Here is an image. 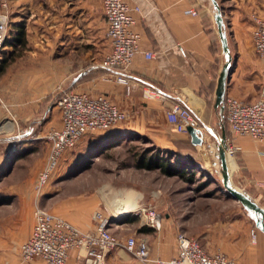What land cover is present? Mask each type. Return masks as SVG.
<instances>
[{"label": "crops", "instance_id": "1", "mask_svg": "<svg viewBox=\"0 0 264 264\" xmlns=\"http://www.w3.org/2000/svg\"><path fill=\"white\" fill-rule=\"evenodd\" d=\"M25 1L19 0V3ZM124 1L130 7L140 8L132 12L133 27L141 36V51L124 72L129 88L116 81L113 72L98 66L109 51L101 0H29L27 10L20 14L28 20L25 22L27 42L24 50L27 58L19 60L18 68L4 75V97L8 105L17 107L15 114L19 117V122L7 127L17 132L8 141L20 137L23 140L24 136L35 132L36 125L28 124V119L43 114L44 105L48 107L56 87L63 85L89 94H105L127 114L125 120L106 130L83 135L73 148L63 153L68 152V162L74 163L92 149L132 133L145 134L160 147H174L176 141H186L189 148L199 149V145L191 142L188 132L172 130L167 121L166 110L178 102L192 111L199 136L204 132L209 136V132L215 138L213 145L210 144L213 152L209 154L210 159H217L222 133L225 146L230 143L237 146L231 157L234 166L229 171L230 179L264 208V186L259 184L264 182V137L257 140L248 135H233L225 123H220L214 107L217 80L226 54L210 1ZM236 1L235 7L222 10L231 57L225 95L253 101L258 96L261 63L253 49L251 10L264 11V0ZM188 9L196 13L191 14ZM48 29L51 41L43 42V32ZM14 46L5 44L1 53H7L10 51L7 47ZM144 51L152 52L153 56L146 58ZM146 87L161 95L144 97L142 91ZM57 126H61V119ZM40 137L41 134H35L31 139ZM202 138L200 149L205 145V138ZM25 144L21 143L19 149ZM202 160L205 161L203 157ZM30 180L27 177L16 179L0 191V264H44L40 258L24 261L20 255V244L30 236L34 222L35 200ZM100 201L99 197H91L84 203L73 204L78 213H69V204L62 200L50 203L49 209L82 230H92L93 211ZM235 201L234 209L225 214L195 216L193 237L208 252L224 253L240 264H264V231L256 226L254 216ZM254 227L252 238L250 230ZM146 229L144 237L149 243L152 260L142 262L118 247L106 252V264H165L153 259L168 260L176 255V231L167 219L159 231L148 226ZM81 254L78 250L70 251L66 264H79Z\"/></svg>", "mask_w": 264, "mask_h": 264}, {"label": "rangeland", "instance_id": "2", "mask_svg": "<svg viewBox=\"0 0 264 264\" xmlns=\"http://www.w3.org/2000/svg\"><path fill=\"white\" fill-rule=\"evenodd\" d=\"M217 2L221 11L235 7L237 4L236 0H217ZM27 6H29V0L23 4L19 3V0H0V18L2 16L7 18L8 38L14 36L15 29L19 25L26 28L25 22L28 20L25 17L22 18L20 14L22 10H27ZM254 12L264 13L260 10H251V15ZM253 25L252 20V29ZM43 33L42 41L50 42V30ZM37 37L39 39L40 35ZM5 44L9 46L11 42ZM2 48L0 49V191L16 179L27 177L31 179L35 203L50 210V203L62 200L69 204L70 207L67 209L69 213H78L73 204L84 203L91 197H99L101 201L95 205L93 212L100 211L107 216L109 230L120 238L128 235L145 238V231L142 228L147 225L135 211L121 214L118 211L119 208H116L118 203L133 202L139 208L152 206L162 214L163 221L167 219L170 222L176 234L183 232L190 236H193L195 229V216L225 214L234 209L233 204L236 201L223 187L218 157L210 159L209 156V154L213 155L210 151V144L213 145L215 142V138L209 132V136H206L205 132L201 133L206 145L203 149H200L203 143L199 145V149L195 147L191 149L186 141H176L174 147H160L151 137L132 133L127 136L130 139L117 142L119 138L110 141L106 145L114 144L106 148L98 146L83 157L81 156L80 159L78 157L74 163L68 162V152H66L49 176L45 187L43 186L36 194L34 183L49 153V144H46L44 135L50 128L58 127L57 122L60 121L61 114L55 102L59 88L65 87L58 85L48 107L44 105V113L28 119V124L36 125L35 132L24 136L23 140L21 137L12 138V142H9L17 132L9 131L7 127L15 124V121L19 122V117L15 114L17 107L8 105V99L4 97L6 80L4 75H9L10 71L17 69L18 61L25 60L27 52L24 51L26 46H14L12 49L7 47L10 50L7 53H1ZM45 104H48V101H45ZM34 133L41 134L42 138L31 139ZM27 138L29 139L26 141ZM31 141L33 143H29ZM21 143L26 144L19 149ZM212 148L216 151V146ZM149 149L151 152L157 150H160L162 154L165 152L164 155L169 157L171 162L190 165L198 171L193 172V177L184 179L178 175L163 174L158 168H136L134 166L136 158L143 152H148ZM186 151L194 158L190 157ZM202 151L206 152V157L203 156ZM149 152L146 154L149 155ZM230 180L235 186L233 179ZM235 187L246 193L241 187L237 185ZM43 191H45L44 195H42ZM128 215L130 219L126 220Z\"/></svg>", "mask_w": 264, "mask_h": 264}, {"label": "built area", "instance_id": "3", "mask_svg": "<svg viewBox=\"0 0 264 264\" xmlns=\"http://www.w3.org/2000/svg\"><path fill=\"white\" fill-rule=\"evenodd\" d=\"M102 11L106 20L105 37L109 51L100 60L98 66L114 73L116 81L129 88L125 71L131 65L135 55L140 52V33L134 29L133 11L138 6L130 7L124 0H101ZM187 12L195 14L192 9ZM252 43L256 57L261 63L258 96L253 101H246L235 96H224V123L233 135H248L257 140L264 137V13L254 12ZM8 39L7 18H0V49ZM146 58L152 52L144 51ZM144 97L161 95L153 88L142 91ZM56 105L61 114V126L50 128L44 138L49 144V153L43 168L34 183L35 193L45 185L49 176L58 166L63 153L76 145L78 140L88 133L102 131L126 119L127 114L105 94H89L73 88L58 90ZM166 118L172 130L187 132V126H197L192 111L178 102L166 110ZM237 146L227 144L225 153L234 155ZM264 186V182H260ZM136 213L145 225L155 231L162 228L163 216L152 206H142ZM95 220L92 230H82L69 220L35 203L33 209V227L30 236L20 244L22 260L40 258L44 264H66L70 251H81L79 264H106V252L114 248H123L142 262L152 260L150 246L146 238L128 235L120 238L114 235L107 225L108 217L100 211L93 213ZM255 227L250 230L254 237ZM177 253L168 260L154 258L165 264H240L235 258L221 252H208L197 238L183 232L176 234Z\"/></svg>", "mask_w": 264, "mask_h": 264}, {"label": "water", "instance_id": "4", "mask_svg": "<svg viewBox=\"0 0 264 264\" xmlns=\"http://www.w3.org/2000/svg\"><path fill=\"white\" fill-rule=\"evenodd\" d=\"M212 8L214 19L217 24V29L219 32V37L222 45V49L226 54V60L220 70L217 85L215 89V99H214V107L216 108L218 119L220 123L224 124V95H225V84L226 78L228 75L231 57L228 51V43L225 32V24L222 16L221 8L217 2V0H209ZM187 132L191 137V142L195 145H201L203 143V138L198 135L197 128L195 126L189 125L187 126ZM204 157H206V152L202 151ZM217 157L219 159L220 169H221V178L224 189L227 193L232 196V198L236 199L242 206L248 210L255 219V224L262 231H264V208H262L256 201L251 199L246 193L237 189L230 180L228 161L225 153V136L222 133L219 138V144L217 145Z\"/></svg>", "mask_w": 264, "mask_h": 264}, {"label": "trees", "instance_id": "5", "mask_svg": "<svg viewBox=\"0 0 264 264\" xmlns=\"http://www.w3.org/2000/svg\"><path fill=\"white\" fill-rule=\"evenodd\" d=\"M9 39V38H8ZM10 41L13 45L23 47L26 44V35H25V29L22 25H19L15 29L14 36L10 37ZM130 139L125 137V138H120L118 141H124ZM116 142V143H117ZM114 143L110 145H105L104 147H109L113 145ZM148 152L150 151L147 150ZM148 152H143L140 154L134 163V166L136 168H143V169H155L158 168L163 174L166 175H178L179 177H182L184 179H188L193 177V172H196L198 170H195L194 167L188 166V165H182V164H176L175 162H171V159L167 156L162 154L160 150L149 152L150 154L147 155L146 153ZM190 176V177H189ZM2 199H0V202ZM135 218V217H134ZM129 215L126 217V220H129ZM133 219V218H131ZM143 231H147L146 227L142 228Z\"/></svg>", "mask_w": 264, "mask_h": 264}, {"label": "bare ground", "instance_id": "6", "mask_svg": "<svg viewBox=\"0 0 264 264\" xmlns=\"http://www.w3.org/2000/svg\"><path fill=\"white\" fill-rule=\"evenodd\" d=\"M226 157H227V161H228V168H229V171L233 168L234 166V162L233 160L231 159V157H233L232 155H230L229 153H226ZM238 189V188H237ZM240 190V189H239ZM116 208H119L118 210L123 213V214H126V213H129L130 211L132 210H135V212L139 209L136 210V206L133 202H123V203H118L116 204ZM139 208V207H138ZM141 208V207H140Z\"/></svg>", "mask_w": 264, "mask_h": 264}]
</instances>
